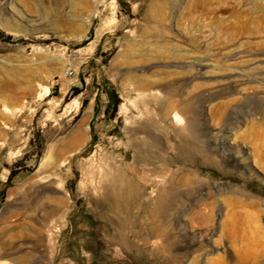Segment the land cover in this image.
<instances>
[{"label": "rangeland", "instance_id": "rangeland-1", "mask_svg": "<svg viewBox=\"0 0 264 264\" xmlns=\"http://www.w3.org/2000/svg\"><path fill=\"white\" fill-rule=\"evenodd\" d=\"M0 264H264V0H0Z\"/></svg>", "mask_w": 264, "mask_h": 264}, {"label": "bare ground", "instance_id": "bare-ground-1", "mask_svg": "<svg viewBox=\"0 0 264 264\" xmlns=\"http://www.w3.org/2000/svg\"><path fill=\"white\" fill-rule=\"evenodd\" d=\"M47 91V90H46ZM98 167V166H97ZM105 168V167H104ZM97 174L99 175H97V177L99 178L100 177V175H101V173L102 174H105V173H103V165H99V167L97 168ZM95 175H96V173H95ZM103 176V175H102ZM110 175L108 174V175H106V177H109ZM116 180H120L119 178H116ZM157 181V180H156ZM157 183V182H156ZM116 204V209H117V211L118 212H120L121 211V204L117 201V203H115Z\"/></svg>", "mask_w": 264, "mask_h": 264}]
</instances>
